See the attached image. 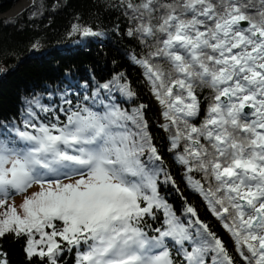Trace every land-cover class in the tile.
Instances as JSON below:
<instances>
[{"label": "snow or ice", "instance_id": "snow-or-ice-1", "mask_svg": "<svg viewBox=\"0 0 264 264\" xmlns=\"http://www.w3.org/2000/svg\"><path fill=\"white\" fill-rule=\"evenodd\" d=\"M110 6L154 104L137 103L125 71L101 82L69 70L25 98L0 122V238L23 241L26 264H264V0Z\"/></svg>", "mask_w": 264, "mask_h": 264}, {"label": "trees", "instance_id": "trees-1", "mask_svg": "<svg viewBox=\"0 0 264 264\" xmlns=\"http://www.w3.org/2000/svg\"><path fill=\"white\" fill-rule=\"evenodd\" d=\"M18 1L0 0V14ZM116 3L118 0H34L17 17H0V61L9 68L23 59L36 41L45 48L77 38L78 34L69 36L74 23L91 26L107 39L105 44H99L89 38L83 47L66 49L59 55L25 59L17 71L0 81V122L19 119L25 98H31L43 92L46 86L58 83L69 70L75 78L95 75L101 82L110 79L115 72L125 71L133 87L141 93V100L137 103H149L150 107L154 104L142 86L140 72L125 56L134 42L123 34L127 28L124 17L118 9L110 6ZM117 24L120 25L119 32L115 30ZM113 61L116 63L113 64ZM131 106L130 103L125 104V107ZM151 114L156 115L155 108ZM172 171L181 191L197 206L201 217L221 234L201 201L186 187L181 178L182 170L173 167ZM168 192L169 203L179 210L182 204L179 196L171 186ZM0 251L7 253L9 264H26L23 241L18 242L13 236L0 238ZM73 255L65 254L60 264H73Z\"/></svg>", "mask_w": 264, "mask_h": 264}, {"label": "bare ground", "instance_id": "bare-ground-1", "mask_svg": "<svg viewBox=\"0 0 264 264\" xmlns=\"http://www.w3.org/2000/svg\"><path fill=\"white\" fill-rule=\"evenodd\" d=\"M33 0H19L14 6H12L8 11L6 12H3L0 14V17H3V18H11V17H14L16 15H18L19 13H21L24 8H26L27 6L29 5H32L33 3ZM7 15V16H6ZM98 39H102L101 36H98L96 37ZM103 38H106L104 35H103ZM78 47L80 48V46L78 45ZM67 48H70V49H74V46H70V45H61L59 46L58 48H55L49 52H41V53H33L31 52V50L28 52V54L26 55L25 58H35V56L38 55H47V57L49 56H52V55H59L61 54L60 52H64ZM24 58V59H25ZM29 60V59H28ZM0 64H2V66L5 68V70L3 71V74H11L12 72H8V69L9 67L8 66H5L1 61H0ZM138 68V67H137ZM139 69V68H138ZM140 70V69H139ZM5 72V73H4ZM2 72H0V76L3 75ZM192 192V191H191ZM193 193V192H192ZM194 194V193H193ZM196 195V194H195ZM198 197V199L200 200V197L198 195H196ZM201 201V200H200Z\"/></svg>", "mask_w": 264, "mask_h": 264}, {"label": "rangeland", "instance_id": "rangeland-1", "mask_svg": "<svg viewBox=\"0 0 264 264\" xmlns=\"http://www.w3.org/2000/svg\"><path fill=\"white\" fill-rule=\"evenodd\" d=\"M7 16V15H6ZM61 42H58V43H56V44H60ZM56 44H54L53 45V47L52 48H55L57 45ZM48 47H50V46H47L46 48H48ZM39 49H42V47H40ZM34 50V49H33ZM35 51V50H34ZM26 57V56H25ZM24 57V58H25ZM20 59L13 67H11V68H9L8 69V72H14V71H17L18 70V68L21 66V64L25 61V59H27V58H25V59ZM5 70V68L2 66V64H0V72H2V74H3V71ZM5 73V72H4ZM4 75L6 76V74H3L2 75V77H1V79H0V81H2V79H3V77H4ZM15 199H16V202L17 203H19L20 202V197L19 196H16L15 197ZM223 231V230H222ZM225 235V237L228 239V237L226 236V234H224Z\"/></svg>", "mask_w": 264, "mask_h": 264}, {"label": "water", "instance_id": "water-1", "mask_svg": "<svg viewBox=\"0 0 264 264\" xmlns=\"http://www.w3.org/2000/svg\"><path fill=\"white\" fill-rule=\"evenodd\" d=\"M1 76H2V75H1ZM1 76H0V77H1Z\"/></svg>", "mask_w": 264, "mask_h": 264}]
</instances>
